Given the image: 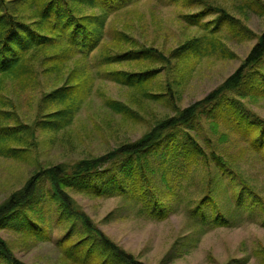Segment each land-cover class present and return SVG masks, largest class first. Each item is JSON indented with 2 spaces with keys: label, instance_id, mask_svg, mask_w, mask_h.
<instances>
[{
  "label": "rangeland",
  "instance_id": "rangeland-1",
  "mask_svg": "<svg viewBox=\"0 0 264 264\" xmlns=\"http://www.w3.org/2000/svg\"><path fill=\"white\" fill-rule=\"evenodd\" d=\"M202 10L206 17L200 23L217 18L224 23L213 35L217 47L207 49L188 63L175 59L167 65L143 56L90 67L84 59L77 60L82 57L74 56L63 64L59 77L43 75L39 83L24 91L16 88L12 93L9 90L2 93L7 99L2 97L0 116L6 114V118L14 119L3 122L14 123L18 119L30 126V133L21 134L23 138L11 143L24 149L18 152L19 157L0 155V205L19 192L36 172L58 164L71 169L81 159L100 157L121 143L137 141L166 116L176 115V110L202 106L200 102L214 91L226 93L230 101L239 100L245 114L253 113L264 119V92L260 91L256 98L240 97L247 88L228 91L223 87L264 31V0H197L191 4L139 0L107 17L104 36L89 58L93 64L104 56L115 61L114 55L129 49L139 50V56L142 50H151V54L158 56L159 52L168 54L182 43L202 37L207 47L213 30L185 18ZM223 15L234 21V32L227 24L228 18L220 17ZM130 43L135 44V49L129 48ZM147 68L158 71L149 89L115 81L108 75L111 71L140 73ZM261 70L264 78V63ZM71 76L76 80L87 79L90 84L87 99L66 129L59 132L43 129L37 125L43 115L41 94ZM6 82L7 88L11 82L0 76V86ZM259 82L257 79L256 83ZM220 116L229 117L233 127L230 115ZM223 119L225 125L220 120L221 127L216 131L208 122L200 129L190 130L196 132L207 154L214 148L222 153L228 162L223 171L214 160L208 166L200 162L188 169L180 157L167 182L156 178L152 187L156 196L149 192L146 202L139 197L137 188H133L134 176L114 196L71 193V209L144 264H264V160L259 157L263 153L253 152L227 124L228 118ZM220 134L225 136L223 142L219 141ZM120 166L121 163L115 170ZM228 166L233 170L229 171ZM207 194L215 198L219 211H214L209 203L199 207ZM155 197L163 202L167 210L165 217L150 214L156 208ZM217 216H222L228 224L214 223ZM55 217L53 212L50 241L34 243L27 234L8 226L0 230V242L7 244L13 258L25 264H67L58 242L67 233L68 225L58 223ZM83 231L81 222L77 221L71 236L78 238Z\"/></svg>",
  "mask_w": 264,
  "mask_h": 264
},
{
  "label": "trees",
  "instance_id": "trees-1",
  "mask_svg": "<svg viewBox=\"0 0 264 264\" xmlns=\"http://www.w3.org/2000/svg\"><path fill=\"white\" fill-rule=\"evenodd\" d=\"M171 1L191 4L197 0ZM138 2L139 0H0V76L11 82L8 89L6 88L8 82L0 86V103L2 97L7 99L2 93L7 94L8 90L11 93L16 88L24 91L39 83L40 76L43 75L51 76L52 79L59 77L63 64L72 60L74 56L82 57L77 60L84 59L90 67H99L105 62L121 63L127 58L137 59L143 56L153 58V61L161 60L167 65L175 59H180V62L185 64L207 49L217 47L213 35L224 22L217 18L215 21L200 23V20L206 17V12L202 10L188 14L185 18L192 24L205 25L207 29L213 30L212 38L206 42L207 47L204 46L202 37L188 40L168 54L159 52V57L151 54V50H142L139 56L140 53L137 54L139 50L129 49L124 54L114 55L115 61L113 57L104 56L95 60L93 64L89 56L99 47L107 17ZM220 17L228 18L227 15ZM230 19L228 18L227 24L233 31L235 24ZM124 37L127 38V35L124 34ZM129 45V48L135 49L134 43ZM120 57L122 58L119 59ZM263 63L264 31L248 52L244 62L224 82L223 87H227L228 91L245 87L247 90H243L239 96L256 98L258 93L264 92L261 89L264 87V78H261ZM147 69L140 73L111 71L108 75L127 85L149 89L158 71ZM247 73L250 75L246 78ZM73 77H66L59 86L44 90L41 94L43 115L37 121L38 126L51 132H59L72 124L75 115L87 99L90 87L87 79L83 81ZM257 79L260 80L259 83H256ZM252 86L254 88L250 89ZM224 94L226 93L222 91H214L200 102L202 106L194 105L176 110V115L166 116L137 141L121 143L100 157L81 159L71 169L58 164L36 172L19 192L12 194L0 205V230L9 226L27 234L34 243L47 242L51 239L50 218L54 212L58 223L65 222L68 225L67 233L58 242V246L63 250V261L67 264H144L115 245L103 233L95 230L82 214L72 210L71 193L114 196L125 188L126 181L136 176L137 181H134L133 188H137L139 197L146 202L149 192L156 196L152 189L156 178L167 182L170 170L175 167V161L180 157L188 169L200 162L204 167L208 166L209 162L214 160L216 167L223 171L228 162L222 153L216 152L214 148L210 155L207 154L197 139L196 132H190L194 131L195 127L200 129L205 122L216 131V128L221 127L220 120L225 125L223 118H228L227 124L232 127L229 117L222 118L220 116L222 113L231 116L234 132L239 134L253 152L260 154L259 151L262 150L263 154L259 157L264 160V119L253 113L245 114L239 100L230 101ZM146 95L155 99L158 97L156 94ZM3 115L5 117L0 116V155L19 157L21 154L18 152L24 149L12 146L11 143L23 138L21 134H29L30 126L18 119L14 123H4L5 119H14L12 116L6 118L7 115ZM224 140L225 136L220 134L219 141ZM120 163L121 166L116 171L115 167ZM228 169L233 170L229 166ZM111 172L114 174H110ZM207 203L214 211H219L212 195L207 194L202 198L199 207L209 205ZM155 206V210L150 214L165 217L167 210L157 197ZM77 221L81 222L84 231L78 238H73L71 233ZM215 222L220 225L228 224L222 216H217ZM1 262L25 264L13 258L9 254L7 244L0 242Z\"/></svg>",
  "mask_w": 264,
  "mask_h": 264
}]
</instances>
